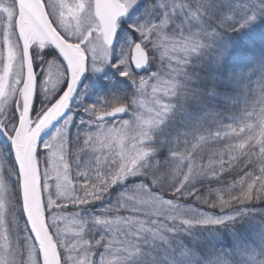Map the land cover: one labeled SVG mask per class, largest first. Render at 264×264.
Instances as JSON below:
<instances>
[{
  "label": "snow or ice",
  "instance_id": "snow-or-ice-1",
  "mask_svg": "<svg viewBox=\"0 0 264 264\" xmlns=\"http://www.w3.org/2000/svg\"><path fill=\"white\" fill-rule=\"evenodd\" d=\"M0 264H264V0H0Z\"/></svg>",
  "mask_w": 264,
  "mask_h": 264
},
{
  "label": "rangeland",
  "instance_id": "rangeland-1",
  "mask_svg": "<svg viewBox=\"0 0 264 264\" xmlns=\"http://www.w3.org/2000/svg\"><path fill=\"white\" fill-rule=\"evenodd\" d=\"M0 138H1V140H2V142H1L0 144H4V143H6V140H5V138H4L3 136H0Z\"/></svg>",
  "mask_w": 264,
  "mask_h": 264
},
{
  "label": "trees",
  "instance_id": "trees-1",
  "mask_svg": "<svg viewBox=\"0 0 264 264\" xmlns=\"http://www.w3.org/2000/svg\"><path fill=\"white\" fill-rule=\"evenodd\" d=\"M2 142L1 138H0V143Z\"/></svg>",
  "mask_w": 264,
  "mask_h": 264
}]
</instances>
